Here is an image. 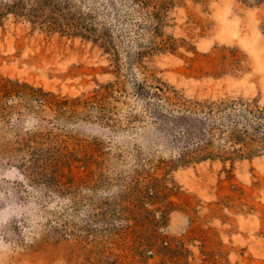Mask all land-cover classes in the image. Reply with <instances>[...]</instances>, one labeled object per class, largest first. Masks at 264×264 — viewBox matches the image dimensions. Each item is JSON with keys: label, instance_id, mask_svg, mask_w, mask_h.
<instances>
[{"label": "rangeland", "instance_id": "rangeland-1", "mask_svg": "<svg viewBox=\"0 0 264 264\" xmlns=\"http://www.w3.org/2000/svg\"><path fill=\"white\" fill-rule=\"evenodd\" d=\"M70 1L85 13L101 0ZM167 1L176 49L139 61L147 35L115 57L0 23V264H264V152L184 165L135 93L159 80L264 106V1Z\"/></svg>", "mask_w": 264, "mask_h": 264}, {"label": "trees", "instance_id": "trees-1", "mask_svg": "<svg viewBox=\"0 0 264 264\" xmlns=\"http://www.w3.org/2000/svg\"><path fill=\"white\" fill-rule=\"evenodd\" d=\"M8 1L0 4V23L13 14L48 31L91 40L115 57L123 39L132 36L138 40L148 36L146 43L139 41L138 61L176 49L172 37L163 38L167 0H101L98 6L91 3L85 13L70 0ZM135 93L145 99L147 111L161 121L166 133L182 142L184 165L252 158L264 152V106L256 100H191L159 80L137 83ZM94 102L106 115V100Z\"/></svg>", "mask_w": 264, "mask_h": 264}]
</instances>
